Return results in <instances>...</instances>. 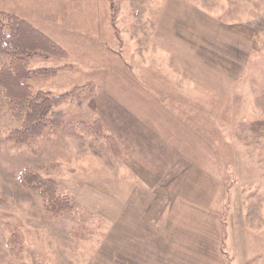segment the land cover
Masks as SVG:
<instances>
[{
	"label": "rangeland",
	"instance_id": "1",
	"mask_svg": "<svg viewBox=\"0 0 264 264\" xmlns=\"http://www.w3.org/2000/svg\"><path fill=\"white\" fill-rule=\"evenodd\" d=\"M67 53L18 144L0 98V264H264V0H0ZM7 61L0 55L1 63ZM53 180L51 211L19 180Z\"/></svg>",
	"mask_w": 264,
	"mask_h": 264
},
{
	"label": "trees",
	"instance_id": "2",
	"mask_svg": "<svg viewBox=\"0 0 264 264\" xmlns=\"http://www.w3.org/2000/svg\"><path fill=\"white\" fill-rule=\"evenodd\" d=\"M0 55L7 61L0 66V98L10 109L20 112L22 119L19 128L10 132L8 140L24 144L39 136L46 126H58L62 116L52 108L62 103L69 92L59 95L34 91L28 79L35 76H50L52 68L28 69L32 56L44 55L48 58L66 57V51L48 35L29 21L5 11H0ZM19 180L38 190L46 197L51 211H64L71 208L68 197L56 193L53 180L41 178L30 169L23 170Z\"/></svg>",
	"mask_w": 264,
	"mask_h": 264
}]
</instances>
